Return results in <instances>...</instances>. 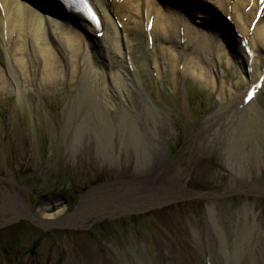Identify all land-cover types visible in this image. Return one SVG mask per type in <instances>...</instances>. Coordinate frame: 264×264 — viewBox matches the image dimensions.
I'll return each instance as SVG.
<instances>
[{"label": "bare ground", "instance_id": "1", "mask_svg": "<svg viewBox=\"0 0 264 264\" xmlns=\"http://www.w3.org/2000/svg\"><path fill=\"white\" fill-rule=\"evenodd\" d=\"M92 2L103 20V34L99 38L95 28L82 18L71 20L52 9H37L27 0H0V91L12 86L19 89L28 78L37 81L38 75L42 84H57L66 77L72 81L81 74L87 78L86 92L88 90L92 101L109 111L112 110L110 106L114 105L112 103L118 101L123 111L120 127L134 134L131 140L136 144L138 153L134 169L141 166L138 184L132 188L123 186L118 192L109 191L102 195L103 192L98 191L83 196L77 210L72 212V226L81 224L85 214L111 217L204 193L208 199L207 213L215 228L216 240L211 233L202 238L213 249H204L203 255L213 264H246L251 258L255 259L253 264H264V244L259 246L257 242L263 235L264 223L259 218V221L253 222L261 213L256 215L252 206L247 207L246 204L237 208L231 201L238 193H264V175H258L256 179L249 176L252 171L258 174L264 171L259 166H264V152L258 148L259 143L264 144V135L259 142L254 140L259 127H253V124L264 117V109L255 105L256 95L250 102L227 97L225 103L219 104L217 110L202 121L195 138L186 145L182 159L177 160L174 166H168L172 156L166 146L169 134L159 121L161 112L156 105L143 95L142 106L150 111L151 121L146 112L135 114L132 108L125 105L135 85L126 63L128 56L131 58L133 54V47L137 48L132 29L152 40V45L148 44L147 49L158 78L161 79L164 72L169 70L176 84L181 75L189 74L203 86L219 91L218 95L221 96L224 80L218 73L217 63L221 65L222 59H229V62L234 59L240 73L239 80L246 74L247 65L249 69L252 68L251 74L257 70L255 64L260 63L257 62L260 58L258 53L264 50L263 3L258 0H212L219 6L217 9L220 12L232 16L233 26L237 28V33H233L230 26L219 19L209 23L212 31L198 26L192 19L199 18L203 10H197L196 6L186 8L187 2L184 0H168L165 4L163 0ZM179 2L183 12L177 8ZM245 5H252V9H255L252 20L249 13L244 11ZM259 12V20L251 30L250 26ZM119 22L123 23L122 29L118 27ZM242 39H249L253 58L241 47ZM223 45L229 48L232 56H226ZM41 60L40 74L33 78L30 74L33 68L30 66L33 63L36 69ZM84 110V103L74 101L69 107L68 122L72 123V111L78 112L76 117L81 122V112ZM258 133H262V130ZM245 144L249 145L250 150L257 149L252 157L251 153L246 152ZM196 151H216L220 162L228 170L224 188L218 190L208 181H199L194 174L190 175V171H185L182 167L184 154ZM253 161L258 164L255 170ZM185 207L181 214L189 225L202 224L203 209L190 205ZM62 212L63 209L59 208L39 220L25 209L16 194L0 188L1 220L28 215L48 227L56 223L70 225V215H65L56 223L52 221L55 214ZM217 241L220 243L219 250ZM257 247L259 255L255 253ZM137 264H144V261L137 260Z\"/></svg>", "mask_w": 264, "mask_h": 264}, {"label": "rangeland", "instance_id": "2", "mask_svg": "<svg viewBox=\"0 0 264 264\" xmlns=\"http://www.w3.org/2000/svg\"><path fill=\"white\" fill-rule=\"evenodd\" d=\"M248 8L245 7L247 13ZM252 17L253 12L249 13V19ZM132 36L137 48L133 47L126 63L135 85L125 105L135 114L146 112L149 121L151 114L142 106L143 95L156 105L161 112L159 121L169 134L166 146L172 156L168 166H174L195 138L202 121L227 97H242L257 73L252 77L246 71L239 80L234 59L229 62L224 58L221 65L217 63L224 80L221 96L189 74L181 75L175 84L169 70L158 78L149 60L147 38L140 32H133ZM222 47L226 56H232L227 46ZM258 54L257 71L263 73L264 50ZM30 67L34 78L40 74L42 60L36 69L33 63ZM36 79H26L19 89L12 86L0 91V188L16 194L25 209L39 220L62 208L63 212L55 214L52 221L56 223L70 215L71 222L48 227L28 215L8 221L0 219V264H137V260L144 264H205L203 250L213 249L202 238L211 233L216 240V235L204 193L111 217L85 214L81 224L72 226V212L83 196L98 191L102 195L118 192L123 186L132 188L138 184L141 166L134 169L138 153L131 140L133 131L120 127L123 111L118 101L112 103L110 111L92 101L83 75L72 81L66 77L57 84H42L40 75ZM74 101L85 105L81 112L83 120L78 122V112L72 111L69 123V107ZM256 107L264 109V88ZM255 126L259 127L258 132L262 130L254 137L259 142L264 135V117ZM258 146L264 152V144ZM245 150L251 157L257 152L250 150L249 145ZM183 161L182 167L194 178L206 180L218 190L225 187L228 170L216 151L189 152L184 154ZM254 162L253 170L258 167ZM259 166L264 170V166ZM252 172L251 179L264 175V171ZM231 201L237 208L252 206L253 213H261L253 222L259 218L264 223V193H238ZM187 205L203 209L202 224L189 225L181 214ZM263 232L257 241L259 246L264 244ZM219 246L217 241L218 250ZM255 253L259 255L258 247Z\"/></svg>", "mask_w": 264, "mask_h": 264}]
</instances>
